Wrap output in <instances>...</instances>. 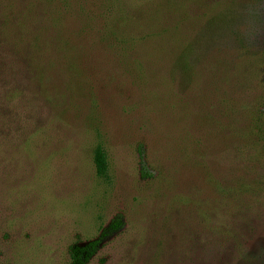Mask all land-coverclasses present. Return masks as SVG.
Returning <instances> with one entry per match:
<instances>
[{"label": "rangeland", "instance_id": "374dc122", "mask_svg": "<svg viewBox=\"0 0 264 264\" xmlns=\"http://www.w3.org/2000/svg\"><path fill=\"white\" fill-rule=\"evenodd\" d=\"M249 2L0 0V264H264Z\"/></svg>", "mask_w": 264, "mask_h": 264}, {"label": "clouds", "instance_id": "9594fccd", "mask_svg": "<svg viewBox=\"0 0 264 264\" xmlns=\"http://www.w3.org/2000/svg\"><path fill=\"white\" fill-rule=\"evenodd\" d=\"M261 6L264 0H250L239 11V20L230 31V38L235 43H251L260 27Z\"/></svg>", "mask_w": 264, "mask_h": 264}, {"label": "trees", "instance_id": "16d2710c", "mask_svg": "<svg viewBox=\"0 0 264 264\" xmlns=\"http://www.w3.org/2000/svg\"><path fill=\"white\" fill-rule=\"evenodd\" d=\"M96 173L101 178H106L109 173V161L107 153L103 146L98 145L94 150L93 157ZM118 226V222L112 224V227ZM98 242H91L85 246H74L71 249V257L73 264H85L89 261L90 257L94 254Z\"/></svg>", "mask_w": 264, "mask_h": 264}]
</instances>
